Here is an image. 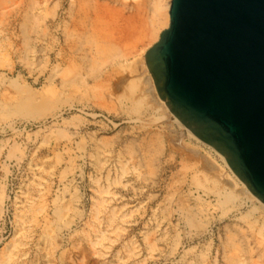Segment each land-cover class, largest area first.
I'll list each match as a JSON object with an SVG mask.
<instances>
[{
  "label": "rangeland",
  "instance_id": "obj_1",
  "mask_svg": "<svg viewBox=\"0 0 264 264\" xmlns=\"http://www.w3.org/2000/svg\"><path fill=\"white\" fill-rule=\"evenodd\" d=\"M20 1L27 0H0V261L8 250L15 254L12 264L20 259L19 264H220L227 230L238 226L250 237L254 250L250 264H264V241L251 235L244 218L254 201L239 200L223 207L218 202L223 185L213 191L192 180L204 159L223 166L220 157L183 133L184 125L177 124L173 112L160 104L157 107L162 100L145 93V76H140L142 83L138 79L142 89L138 86L135 92L130 88L131 92L125 91L130 85L124 79L131 83L134 76L133 54L128 55V61L120 57L112 63L117 67L110 61L98 66V74L93 75L89 67L82 71V67L86 82L78 88L73 80L67 88L61 87L58 76L50 84L47 80L55 61L46 62V53L42 62L29 58L31 65L27 66L17 53L8 55L5 50L9 48L8 37L19 34ZM44 1L39 8L43 20L47 18L52 24L57 16L68 13L70 0H59V5H54L57 0ZM45 7L48 10L44 13ZM52 30L55 35L45 43L50 56L57 50L56 28ZM120 62H128L129 69L119 67ZM139 96L144 100L135 108L134 98ZM156 135L162 145L157 160L153 155L149 163L142 161L133 171L132 164L139 161L136 156L141 160L147 157L143 142H155ZM132 145L137 150L134 159L128 151ZM120 161L127 166L123 183L108 187L114 192L112 198L104 192L99 195L97 189L108 186ZM102 195L111 198L109 214L114 206L117 216L111 227L98 224L107 229V238L103 241L106 248L96 245V253L84 230H89L94 197ZM65 202L74 208L68 207L72 211L56 222L54 211ZM99 207V218L103 219L104 202ZM167 207L172 210L170 215ZM183 208L190 215L196 213L200 224L187 225L181 215ZM258 216V211L251 215ZM47 227L55 229L49 247L41 236ZM92 235L93 240L98 239L94 232ZM240 241L244 243L243 238ZM46 250L50 251L47 256Z\"/></svg>",
  "mask_w": 264,
  "mask_h": 264
},
{
  "label": "bare ground",
  "instance_id": "obj_2",
  "mask_svg": "<svg viewBox=\"0 0 264 264\" xmlns=\"http://www.w3.org/2000/svg\"><path fill=\"white\" fill-rule=\"evenodd\" d=\"M171 1L172 0H70V3H69L70 7L68 10V13L67 14L65 13V16L62 18L57 16V20L55 22H52V24L51 22H49V20H45L47 18L43 20L42 15L44 14L39 13L40 12L39 8L41 7V5L46 3L44 0H27L25 2L20 1L19 5L22 9V15L17 17L18 20L16 21L18 25L17 30L19 34L14 33V35L12 36H15V37H8L9 48L5 50L6 52H8L7 53L8 55L9 53L10 54L17 53L18 54L17 57H20L27 66L31 65V61H30L31 59L29 58L35 57L34 59L35 62L37 61L42 62L44 59L45 53H46V62L55 61L54 66H53V72L51 74L49 72L50 75L48 76L47 81L48 82L50 81V84H52L53 80H56L57 79L56 76H58V82L60 86L61 87L64 86L65 88H67L68 83H70L72 80H73L72 84L75 85V88H78L81 86L82 82H84V79H86L84 78L86 73H84L83 75L81 72L82 67L83 69L84 67L85 68L89 67L88 70L91 69L93 75L94 73L98 74V72L96 73V71L99 68L98 66L102 67L104 66L103 64L110 61L111 62L110 64L113 67L114 64L112 63L117 62L120 57L123 58V61H124V58H125V61H128L126 60L128 55L130 54L129 56H131L133 54L132 57L135 58L136 63H134V60L132 59L133 63L131 60V64L132 65L136 64V65H134L133 67L134 70L131 69L130 71L133 70L134 73L133 72L131 73H133L134 76L130 80L131 83L128 81V79L123 78L124 81L126 80L128 82V83L127 82L125 83L127 85H130V87L124 86L125 88H128L127 90L125 89V91H130L131 89V90H134L135 92V89H137L138 86L139 87L141 86V84L139 83L141 81L140 76L141 77L145 76L144 81H143L144 82L143 84H145L146 86L145 93L147 92L151 94L154 100H156V98H160L162 101H160V103H158V106L157 105L156 106L159 107L160 105H162V107H164V110L166 109L172 112L171 108L168 107L169 105L167 104V102L160 97L157 91L154 79L152 77V74L146 63L147 51L154 44H156V42H158L161 33L166 28H168L170 24V13L169 12H170ZM58 3H59V0H57V2H55L54 5H57ZM80 4L85 5V8L80 6ZM45 8L46 9L44 13L48 10L47 7ZM53 10L55 11V9ZM49 12L50 11H48V15L50 14ZM52 14L53 13H51V16ZM55 16H56V12H55ZM42 21H44L43 26H41ZM16 22H13V23L16 24ZM164 25L165 27H163ZM39 27H41L40 31L38 29ZM53 28H56V44H57L56 48L57 50L56 52H54V55L50 56L47 53L50 50L46 51L47 45L45 43H47V40H49L52 35H55V31L53 32L52 30ZM146 43H148V45L145 47ZM127 63L124 62L125 64L124 65L123 63L120 62V65L119 64L117 65L119 67L121 66L126 67ZM126 68L129 69V66ZM130 68L132 67L130 66ZM83 69L82 71H85V69L84 70ZM101 71H103V69ZM69 74H71V77H68ZM102 74L104 73L102 72ZM18 78L21 79V77H18ZM124 81H121V82H124ZM116 86H119V84ZM143 86L144 85H142V87ZM94 87L95 86H93V88ZM120 87L122 86L120 85ZM128 93L127 95L129 96L130 94ZM141 93L143 92H140V94ZM143 97L145 98V95ZM143 97L139 96L138 98H134L133 106L135 108L139 107L143 103V100H144ZM129 99H132V98H130L129 96ZM175 119H177L176 120L177 124L180 127H182L183 124L178 120L176 116H175ZM183 128H184L182 129L183 133L187 134V136H190L191 138H194L200 147L204 146L207 149L215 152L220 157L223 163V166H218L216 162H214L213 160L204 159L203 167H201L202 169L200 168L201 170L200 169L196 170L194 175L192 176L193 182L196 183L197 185H205L206 187L208 185L210 189L213 191H218L219 186L223 185L225 190H224V193L220 195V199L218 200V202L223 207L229 203H233L239 200L242 201V203H245L246 201L248 202L254 201V203L251 202L253 204L252 209L246 214L244 218L247 217V227L252 232L251 235L254 236L257 241L261 240L260 242H263L264 241V202L261 201L249 189L246 183L233 171V169L229 166L228 162L226 161L225 156L222 153L216 150L214 146L204 142L199 137H197L190 128L186 127L185 125L183 126ZM154 141L156 143L153 142V139H151L150 141L145 140L143 142L145 143L144 146L147 149V157H144L143 160H141L139 156L135 155L137 150H135L133 145H132L133 147L131 146L132 149L128 150L130 154L132 155L134 154V156L132 157L133 159L136 156V160H139L136 165L132 164L131 168L133 171L138 170L139 165H142L141 164L142 161L148 160V163H149V160H152L153 155H154V159L157 160V154L161 151L162 145L157 135L155 136ZM96 156L98 157V155ZM40 162L43 163V161H40ZM40 165L39 167L41 168L42 165L41 166ZM115 172L116 173H115L114 178L112 179L110 178V181L107 180V178L106 180L104 179L106 182L109 181L108 186H105V185L104 186L100 185V187L98 186L99 188L97 189V191L100 193L99 195H101L104 192L105 195L110 194L112 198V194L114 192H112V189L109 190L108 187H111L115 184L123 183L121 179L123 175L127 172L126 164L123 161H120V168L119 169L117 168ZM105 195L99 196L97 198L94 197L92 213L90 216L92 218H89L91 220L88 221L89 224L87 223L89 225V230H84L85 231L84 236H86V238L90 241V243H92L96 253L99 251L98 248L95 247L96 245H100L101 247L106 248L104 246L103 241L105 238H107V234L105 232L107 229H104L102 227L99 228L98 224L104 222L106 223V227H109V226L111 227V224L113 223V221L115 220V217L117 216V209L114 206H111L110 214H109V204H110L111 198L106 197ZM103 202H104V212L106 213V215L103 219L102 218L100 219L99 218L100 217L99 216V213H100L99 206ZM68 205L70 204L66 203L63 206V205H60L59 203V206L56 207L54 211L56 222L61 221L63 218H66L65 215L69 213V212L67 213V211L70 208L72 209L74 208L71 205L70 206ZM72 209H70V212L72 211ZM256 211L259 212V216L257 218L251 217L253 212H256ZM171 212H172L171 208L167 207L166 214L168 213L167 215H170ZM195 214L190 215L187 211L184 210V208L181 211V215L183 216L185 223L187 225L189 223L193 225L200 224V221L198 220L197 215ZM160 222H162V219L158 220L157 224H160ZM63 226H66V224L65 225L63 224ZM51 227L45 228L43 234L41 233L42 243H45L44 245H47V247H49V245L51 244L50 242H51V239L53 238L52 232H54L55 230V229L53 230ZM90 229H92V233L94 232V235L98 239L93 240V235L92 233H90L91 231ZM57 230H60V229L57 228ZM227 234L228 235L226 236V239L223 241V244L221 246L222 260L220 264H248V263L250 264L251 260L253 259V252H254L253 248L250 246V243H251L249 241L250 237H248L247 234H245V232L240 227L238 228V226H236L233 230H227ZM237 236L239 238H237ZM240 238H243L244 240L243 242L246 245H244V243L240 241ZM20 243H18V245ZM13 247H16V246H13ZM149 247L151 248V245H149ZM48 252L50 251L46 250L45 252L46 256L49 255ZM19 254L20 253H18V255ZM261 254L262 255H260V257L263 256L262 252ZM14 257H15V254L13 252H8L7 250V252L4 253L3 259L0 261V264H9L12 261L15 262L16 260H14ZM21 260L22 259H20V262H18V264L21 263ZM246 261L248 263H246Z\"/></svg>",
  "mask_w": 264,
  "mask_h": 264
},
{
  "label": "water",
  "instance_id": "obj_3",
  "mask_svg": "<svg viewBox=\"0 0 264 264\" xmlns=\"http://www.w3.org/2000/svg\"><path fill=\"white\" fill-rule=\"evenodd\" d=\"M146 54L160 97L264 202V0H172Z\"/></svg>",
  "mask_w": 264,
  "mask_h": 264
}]
</instances>
